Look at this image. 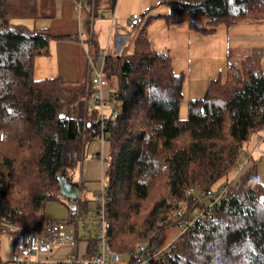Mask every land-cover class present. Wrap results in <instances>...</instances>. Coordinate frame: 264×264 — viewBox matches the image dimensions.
Listing matches in <instances>:
<instances>
[{
    "label": "trees",
    "instance_id": "trees-1",
    "mask_svg": "<svg viewBox=\"0 0 264 264\" xmlns=\"http://www.w3.org/2000/svg\"><path fill=\"white\" fill-rule=\"evenodd\" d=\"M158 3L168 6V21L184 20L201 32L245 18L264 19V0ZM37 16V0H0V166L6 170L0 177V249L8 224L26 229L49 219L43 210L57 199L60 172L74 168L85 144L100 133L97 108L87 102L92 87L33 77L34 56L59 37L14 22ZM144 28L130 53L106 56L103 66L104 78L115 82L103 129L110 250L130 252L131 263L138 244H151L176 225V217L202 207L221 181L220 198L150 264H264V186L255 165L236 182L228 180L250 135L264 126L259 59L227 56L224 77L210 79L204 95L190 99L186 117L180 118L183 74L173 72L167 50L153 49ZM91 44L95 57L99 50ZM86 202L79 200L66 217L50 220L73 224ZM98 252L96 237H89L86 255ZM0 264L11 263L0 256Z\"/></svg>",
    "mask_w": 264,
    "mask_h": 264
},
{
    "label": "crops",
    "instance_id": "crops-1",
    "mask_svg": "<svg viewBox=\"0 0 264 264\" xmlns=\"http://www.w3.org/2000/svg\"><path fill=\"white\" fill-rule=\"evenodd\" d=\"M147 1L158 3V0H115L113 5L109 0H98L95 4L93 2L94 16L90 19V3L86 0H80V9L79 0H37L38 16L17 19L18 22L28 28L39 29L49 35L59 37L50 38L46 49L40 50L34 56L33 77L35 79L54 77L67 86L83 84L87 86V50H90L93 56L92 41L97 45L98 53L105 49L106 56L130 53L134 39L143 26L145 27V35L153 49L167 50L171 55L172 70L176 60L180 57L179 72L174 70L173 72L183 74V87L185 82L189 89L198 86L201 91L205 89L203 95L208 81L220 74L218 73L220 72V65L224 59L226 62L227 56L232 59H239L246 54L254 55L259 59L261 67L264 69V19L254 21L251 18H245L229 26L219 25L211 32H201L191 29L187 21L185 23H180L184 20L168 21L165 18L168 13V6L165 3H159L156 14H145L146 17L143 22L130 27L128 24L130 14L133 11H138V8L142 10L144 6H148ZM149 10L150 7L147 11ZM196 23L203 25L204 21L199 20ZM175 26H177L176 30L179 31L178 35L172 34L175 31ZM155 28H161L163 32V35L159 36L158 44L150 40ZM65 35L66 37H63ZM229 47L233 56L229 54ZM105 81L101 87V93L106 99L107 112L104 110V113L107 116L114 104L115 82L114 79H105ZM193 98H199V96ZM90 104H92L91 101ZM94 142V148L90 150V145L88 146L90 150L88 159L84 158V147L83 155L78 164L74 168L63 169L59 174V178L62 177L67 182L63 187L65 194L60 192L59 184L60 200L75 202L74 208L78 206L79 200H87L85 213L71 224L74 229L75 243L60 244L53 249L48 257L42 254L32 256L25 264H58L59 260L71 252L75 251L80 255L87 254L89 237L95 236L97 231V224L95 231L89 229L87 224L88 219L94 220V222L97 220V210L95 213L89 212L91 209L89 202L92 200L98 202L96 194L101 183L105 181V168L108 158V143L105 140L100 143L97 139H94ZM100 151L103 153V160L91 158L92 153ZM262 153H264V138L260 140L257 131L250 135L241 149L238 161L240 164L235 166L228 180H233L243 172L242 165L246 167L255 165L256 169L259 161H262L264 165V154ZM257 180L264 186L263 173L257 172ZM93 181L97 182V185H94ZM74 188H78L77 193H74ZM83 189L85 195H83ZM97 207L98 203L95 205V209ZM44 217L48 218L45 215ZM79 224H81V231ZM179 235L177 224L173 227L169 226L163 229L150 245L157 250L164 249ZM3 240L7 250L10 251V258L5 260H9L13 264L15 252L12 240L8 234L3 237ZM120 255V260L116 264H126L130 252ZM45 258H49V261L42 262Z\"/></svg>",
    "mask_w": 264,
    "mask_h": 264
},
{
    "label": "built area",
    "instance_id": "built-area-1",
    "mask_svg": "<svg viewBox=\"0 0 264 264\" xmlns=\"http://www.w3.org/2000/svg\"><path fill=\"white\" fill-rule=\"evenodd\" d=\"M86 1L90 3L89 11L90 19H92V17L94 16V0ZM78 6L80 9V0ZM148 8V6H144L142 10L133 11L128 18L129 26L134 27L143 22L145 20V14ZM87 56V86L94 89V91L87 99V102L88 100H90L92 104H94L97 108L100 133L95 136V139L100 141V143H103L105 140L103 129L106 118V115L104 113L106 99L101 93V87L106 82L103 76V66L106 52L104 49L101 53L94 57L92 56V53H90V50H87ZM258 137L260 140L264 138V126L258 130ZM91 158L101 160L104 159L102 151L98 153H92ZM105 187V184L101 183L100 189L96 194L98 207L96 214L97 231L95 237L99 246V252L88 256L80 255L74 251L59 260L57 262L58 264H116L120 260L121 255L110 250L108 246L104 220V203L106 199ZM218 190V193L212 197L211 203L216 202L220 198V196L225 191V187L221 185ZM195 219L196 216H194L191 222L180 224V232L182 233L189 228H193ZM71 226V224H67L65 221H53L50 219H41L36 226L26 229L8 224V231L4 232V234H8L9 238H11L12 240V246L15 252L13 264H25L29 259H31L32 256H37L39 254L48 257L55 247L63 243L74 244V229ZM158 253L159 250L153 249L148 241L145 243H140L138 244L136 251L133 254L134 257L131 263L126 264H150L151 259ZM35 261L38 262L37 259H35ZM44 261L48 262L49 258H45V260H43L42 262Z\"/></svg>",
    "mask_w": 264,
    "mask_h": 264
},
{
    "label": "rangeland",
    "instance_id": "rangeland-1",
    "mask_svg": "<svg viewBox=\"0 0 264 264\" xmlns=\"http://www.w3.org/2000/svg\"><path fill=\"white\" fill-rule=\"evenodd\" d=\"M147 4H148V6L150 7V10L149 11H146V14L147 15H153V14H156L157 13V6H159V3H157V2H150V1H147ZM143 6V5H142ZM138 10H140V8H138ZM150 12H154V13H150ZM145 17H146V15H145ZM16 22H18V20L16 19L15 20ZM154 23V22H153ZM175 23H177V22H175ZM180 23H185V21L184 22H180ZM174 25H179V24H174ZM163 28H164V26H163ZM165 29V28H164ZM177 29V26H175V31H173V35H178L179 34V31H177L176 30ZM163 35V32H162V30H161V28H155L154 30H153V32H152V34H151V36H150V40L152 41V42H157L156 44H158V40L160 39V37L159 36H162ZM231 45V44H230ZM155 46H158V45H155ZM231 48H232V46H230ZM230 47L228 48V50H229V54L230 55H232L233 56V53H232V51H231V49H230ZM180 57H178V59L176 60V63H175V66H174V68H173V70L175 71V72H179V64H181L180 63ZM225 66H226V62H225V59L222 61V63H221V65H220V72H218V73H220V76L221 77H224V72H225ZM217 73V74H218ZM216 76V75H215ZM214 76V77H215ZM205 90V89H204ZM204 90H202L201 91V89H199L198 88V86H194L193 87V89H189V87H188V85L186 84V82L184 83V87H183V83H182V95H181V97H180V99H179V117L180 118H185L186 117V115H187V104H188V100L190 99V98H193V97H196V96H199V97H201V96H203V92H204ZM196 94H199V95H196ZM88 105H90V100H88ZM104 110H105V112H107V104H105V106H104ZM90 145V146H89ZM88 146H89V149L91 150L92 148H94L95 147V142H94V140L93 141H91V142H88V143H86V146H85V154H84V158L85 159H88V157H89V154H90V150L88 149ZM90 159V158H89ZM240 163L237 161V163H236V165L235 166H238ZM243 166V167H242ZM241 167L243 168V172L242 173H244L246 170H248L250 167H252V166H244V165H242ZM257 172H260V173H263L264 174V165H263V162L262 161H259L258 162V165H257ZM233 172V169H231V171L228 173V176L230 177V175H231V173ZM241 173V174H242ZM5 174H6V170H5V168H3V167H1L0 166V177H4L5 176ZM241 174H239V176L241 175ZM79 175V174H78ZM83 175H84V173H83ZM239 176H237L236 178H234L235 180L237 179H239ZM233 179V180H234ZM233 181V182H236V181ZM106 181V180H105ZM105 181H104V183H105ZM94 182V185H97V182H95V181H93ZM219 184H221V181H219V182H216L215 184H214V186L212 187V190L213 191H215L214 192V194L211 196V198H209V199H206L205 201H206V203H204V205L202 206V207H199V208H201V209H199V208H195L188 216H186V217H183V219H179L180 218V216H182V215H180V216H178V217H176L175 219H174V221L176 222V224H177V226H178V231H179V234H181V232H180V229H179V225L180 224H182V223H189V222H191L192 221V219L194 218V216H196V219H198V218H200L203 214V212L204 211H207V210H209L210 209V207H212V203H211V200H212V197L214 196V195H216L217 193H218V189H219V187L221 186H219ZM219 186V187H218ZM92 190V189H91ZM190 191V189L187 191V194H188V192ZM196 193V192H195ZM197 193H198V191H197ZM197 193H196V195H197ZM83 195H85V191H84V189H83ZM198 196V195H197ZM199 197V196H198ZM200 198V197H199ZM90 204H91V209H90V211L89 212H93V213H95V211H96V209H95V205L98 203V202H95V200H92V201H90L89 202ZM74 205H75V202H68V201H66V200H60L59 199V194L57 193V199H55V200H50V201H48V202H46L45 203V207H44V215L46 216V217H48L49 219H53V218H56V219H61V218H64V217H66L68 214H69V212H70V210L71 209H73L74 208ZM183 205L184 204H182V207H183ZM179 211L180 210H182L181 208L180 209H178ZM181 214H183V212L181 213ZM92 215V214H91ZM168 215H170V216H172V213H169ZM168 218H169V216H168ZM97 220H95V222H94V220H87V224H88V227H89V229H91L92 231H95V225L97 224V222H96ZM171 227H173V226H171ZM79 229H80V231H81V224H79ZM189 229H191V228H189ZM188 230V229H187ZM3 237H6V235L4 234V235H2V248L0 249V256H1V258H4V259H7V258H10V251H8L7 250V247L4 245V240H3ZM147 242V241H146ZM138 246V245H137ZM151 246V245H150ZM154 249V248H153ZM162 250V249H161ZM161 250H159V252L161 251ZM125 253V252H124ZM119 254H122V252L120 253L119 252Z\"/></svg>",
    "mask_w": 264,
    "mask_h": 264
},
{
    "label": "water",
    "instance_id": "water-1",
    "mask_svg": "<svg viewBox=\"0 0 264 264\" xmlns=\"http://www.w3.org/2000/svg\"><path fill=\"white\" fill-rule=\"evenodd\" d=\"M61 116H62V114H61ZM59 184H60V192L65 194L64 190H63V187L67 184V182L62 177H60L59 178ZM73 190H74V193H77L78 188H74ZM68 197H70V196H68ZM263 198L264 197H262V199Z\"/></svg>",
    "mask_w": 264,
    "mask_h": 264
},
{
    "label": "bare ground",
    "instance_id": "bare-ground-1",
    "mask_svg": "<svg viewBox=\"0 0 264 264\" xmlns=\"http://www.w3.org/2000/svg\"><path fill=\"white\" fill-rule=\"evenodd\" d=\"M111 99H112V97H111Z\"/></svg>",
    "mask_w": 264,
    "mask_h": 264
}]
</instances>
